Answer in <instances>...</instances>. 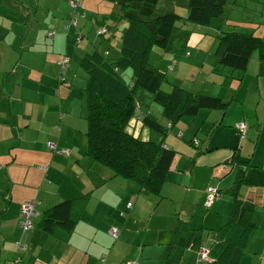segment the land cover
<instances>
[{"label":"crops","instance_id":"crops-1","mask_svg":"<svg viewBox=\"0 0 264 264\" xmlns=\"http://www.w3.org/2000/svg\"><path fill=\"white\" fill-rule=\"evenodd\" d=\"M40 1L0 0V177L10 183L0 202V211L4 212L0 218V264H127L128 261L167 264L169 259H172L170 264H181L183 258L196 263L198 253L192 247L194 238L201 239V247L206 238L207 247H211L217 239V231L227 222L232 210V201L222 192L228 195L236 170L230 165L225 166L237 152L250 159L251 165L258 170H264V148L263 157L257 158L252 146L246 140L240 141L233 129L230 130L233 134L230 142L223 140V133L218 139L206 141L204 127L200 126L205 124L200 111L197 121L184 117L179 122L182 123L177 126V132L183 143L173 139L164 144L178 156L174 158L160 196L149 194L136 182L114 176L109 168L87 155V106L79 91L86 84V74L78 70L80 79L75 80V87L62 88V95H59L58 60L64 55L70 57L67 79L73 83L72 57L80 63L96 48L100 53H109L110 58L112 49L95 37L94 32L97 35L98 31H107L108 40L113 41L109 46L114 48L118 36L112 31L125 26L119 18L124 13L122 6L106 0H86L82 4L86 8V18L90 14L91 1L108 7L109 12L92 22L77 19L73 33L68 23L53 20L55 12L52 17L47 16L50 21L38 19L35 12ZM240 1L235 0V4ZM251 1L264 3V0ZM44 2L47 5L48 0ZM188 5L189 0H157L156 9L157 13L177 14L179 9H185L186 14L182 16L185 18ZM235 10L234 6L230 13L227 10L225 28L244 27L264 37V16L259 21L232 20ZM53 31L55 35L50 37ZM214 31L210 32L218 34L216 29ZM78 33L80 45L76 44ZM215 41L209 54L214 50ZM72 44L77 57L73 55ZM116 47L114 51L118 58L121 46L116 44ZM153 52L157 60L173 64L170 70L174 71L177 63L174 53L158 49ZM207 55L203 59L208 62V71L219 67L225 75H222L225 79H217L225 93L213 91L208 96L229 101L228 106L237 102V113L243 105L248 106L251 99L260 102L259 108L264 102L260 98L264 96V77L257 59L252 57L248 70L242 73L222 68L216 59L213 63L212 55ZM245 84L246 89L241 93ZM195 89L196 86L192 88ZM202 91L207 92L201 88L198 93ZM140 108L141 114H145L142 106ZM155 111L162 115L159 109L155 108ZM225 112L227 115L228 109L221 112L224 117ZM237 113L227 125L234 127L241 119L251 120L247 107L244 114L237 116ZM251 121L264 124L260 119ZM130 132L139 137L134 130ZM259 137L264 138V129H258L255 146ZM149 139L160 141V137L153 134ZM48 142L70 150V156L54 153ZM210 186H218L222 197L207 209L206 191ZM241 195L243 200L256 204L260 215H264V184L244 187ZM72 200L77 201L74 207L79 218L74 231L69 234L57 226L52 234L44 232L41 222L47 212L61 202ZM33 201L39 203L35 227L25 233L20 227L21 206ZM112 229H117L118 238L111 236ZM259 245L264 249V225L261 226ZM262 259H256V264H264V256ZM243 260L240 264L254 261Z\"/></svg>","mask_w":264,"mask_h":264},{"label":"trees","instance_id":"trees-1","mask_svg":"<svg viewBox=\"0 0 264 264\" xmlns=\"http://www.w3.org/2000/svg\"><path fill=\"white\" fill-rule=\"evenodd\" d=\"M106 1L120 4L129 24L117 59H109L93 48L92 53L86 54L79 63L78 70L86 74V84L79 91L83 95L82 102L87 106V155L109 168L114 176L136 182L149 194L160 196L176 152L166 149L163 141H144L128 131V128H132L137 109V90L152 95L153 101L163 109L161 114L173 123L171 128L181 118H196L202 110L225 111L228 103L221 98L195 94L179 86L166 92L163 89L165 80L157 69L147 64L148 56L154 49L168 51L170 48L173 51L175 42L172 41L181 28L179 23H191L198 28L218 31L211 54L222 68L244 73L254 53L259 51L260 74L264 77V39L244 27L225 28L228 0H189L185 18L175 12L158 14L157 0ZM105 35L107 33L100 34V37ZM60 61V86L57 91L62 95L61 89L75 87L74 82H78L80 75L76 68L73 83L68 81L70 65L63 70ZM142 122L151 131L165 137L170 130L149 114L143 117ZM244 123L248 126L247 122ZM238 134L247 137V134L242 136L241 131ZM229 165L236 170L235 181L228 192L232 199V210L227 222L217 231L215 243L209 248L210 264H240L249 237L258 230L257 216L261 212L256 204L241 198V190L244 187L263 186L264 170H258L251 165L250 159L237 152L225 168ZM206 193L205 206L210 209L222 194L218 186L208 187ZM211 196L215 200L208 205ZM76 202L64 201L49 210L41 222L44 232L52 234L60 226L67 233H72L79 219L74 207ZM2 216L4 212L0 211V218ZM200 242L201 239L194 238L192 247L197 250L196 253L202 249ZM181 248L184 251V247ZM197 259L195 263L183 258L181 264H197ZM170 263L172 259L167 264Z\"/></svg>","mask_w":264,"mask_h":264},{"label":"rangeland","instance_id":"rangeland-1","mask_svg":"<svg viewBox=\"0 0 264 264\" xmlns=\"http://www.w3.org/2000/svg\"><path fill=\"white\" fill-rule=\"evenodd\" d=\"M85 1L86 0H79V1L78 0H48L47 5H46L44 0H41L39 3V9L38 10L36 9L38 12L37 11L35 12V16L38 19L44 18L45 20L50 21V17H52L54 15L53 13L55 12L56 18H53V20H57L61 24L68 23L69 27H72L70 31L74 33L77 27L71 24L72 19H75V20L87 19V20H90V22H92L93 19L96 20L97 16L109 12L108 7L99 5L95 1H91V3H89V8H88V12L90 14H89V17L86 18L84 15L86 13V8L82 6V4ZM78 2L81 4L79 5L78 10L74 11L73 4L78 3ZM251 2H252L251 0H241L240 3L235 4V0H229L228 5H227V10L229 11V13L233 6L236 9L235 13L232 14L231 19L237 20V21L263 20L262 17L264 16V3H257V2L251 3ZM79 11H81V17H79L80 16ZM185 14H186L185 9L184 10L179 9L180 16H185ZM48 15H50V17H47ZM107 16H109V14H107ZM119 18H120V22H123L125 26L122 25L118 29H115L112 31V33L117 32V36H118L116 40L117 43L116 42L114 43V48L109 46V44L113 43V41L108 40L109 39V36H107L108 34L105 35L106 37H100L99 31L97 32L98 36L96 35V32H94L95 37L101 39L100 41L103 44H105L107 48L112 49V55L110 58L108 57L109 53L104 54L105 56H107L109 59H112V60H115L117 58L118 53H116L114 49L117 48L116 44L117 45L119 44L121 46L123 35L125 31L127 30L128 24H129L128 20L124 18V15H119ZM244 24L247 25L246 23ZM179 25L181 26V28L178 31L176 38H174L172 41V43L175 42V45H174L175 49L171 51V49L169 48L168 50L174 53V57H177V63L174 66L175 68L174 71L170 70V67L173 64L169 65L167 61L162 62V61L157 60V56L156 54H154V52H152L148 56V59H147V64L151 68L152 67L155 68L154 66H157L158 69L157 68L155 69H157L159 71V74L163 76L165 80L163 84V89L166 92H171L174 86H179L185 90L191 91L192 88L196 86L195 91L192 90L195 94L208 95V94H213V91H215V94L217 93L224 94L225 90L221 87L220 82L217 81V79H225L224 77L225 75L222 73V69L218 67L215 71L213 69L208 71V68H209L208 62L206 63L207 60L203 59L205 54L206 55L208 54L206 57L212 55V54H209V52L214 44L215 37L217 34L216 35L212 34L210 31H214V28L203 27L202 29H198L195 27V25L191 23L183 24V22L182 23L180 22ZM231 28H234V27L231 26ZM231 28H227V29H231ZM259 30L260 29H258L257 32ZM52 33H54L55 35L54 31ZM64 33L65 35L68 34L66 30L64 31ZM255 35H259V34L257 33ZM201 37L203 38L202 40H201ZM79 38H80V35L78 33L77 41H76L77 45H80ZM262 38L264 39V37ZM72 39H73V35H72ZM197 44H199L200 47H198ZM71 46H73L74 48V44H72ZM90 46L93 47L92 41L90 43ZM76 53L77 51L74 48L73 55L77 57ZM210 57L213 63H216L215 58L213 56H210ZM253 57H254L253 59H257V63H259V58H258L259 51L254 53ZM65 58L69 59V65H70L71 59L70 57L66 55L62 56V58L59 60H63ZM72 66L74 70L76 68L77 70L79 69V63L78 61L74 59V57H72ZM74 75L75 74L73 73L72 76ZM127 78H129L128 75H127ZM245 87H246V84L242 88L241 93L242 91H245L246 89ZM201 88L202 90H206L207 92L202 91V93H198L199 89ZM135 96H136V108L137 109H136L134 118L132 120V128H128V131L134 130V132L137 135L139 134L138 136L141 138V140L149 141L150 140L149 135L153 134V135H157L158 137H160V141H157L159 143H161L162 141L163 142L165 141L164 144H166L167 141H173V139H176L177 141H180L182 143L184 142L181 138H179L180 132H177L178 131L177 126L180 125L182 122L180 124L179 122L185 118H181L179 121H177L175 125L173 126V129L168 131V134L166 137L161 135L160 133L151 131L142 122L143 117L147 115V112L149 111H150L149 114L151 117H153L158 122L160 121L162 125L168 127L169 129H171V125L173 123L171 121H168L165 118L162 119L163 115H160L159 113H157V111H155V108L159 109L160 112L163 109L160 105L156 104L153 101L152 95L150 93L144 90H137ZM209 96H214V95H209ZM260 98L264 99V96ZM236 103L237 102L229 104V106L227 107L228 109L227 115L225 112V117L223 114H221L222 110H216V111L202 110V115L204 116L205 124L200 125V126L204 127V135L206 137V141L211 142L213 139H218L221 133H223V140L226 142H230L233 139V134L230 130L233 129L236 132L235 135H237L240 141L243 142L246 140V142H248L252 146L254 152L257 153V158L263 157L264 138L259 137V140H261V142L258 143L259 140H257L256 146L254 142L258 135V129L260 128L261 130H263L264 124L263 123L256 124V122L254 121L252 122L251 120L256 121L260 119L262 122H264V102L260 105L259 108H257L260 102H258V100L251 99L250 104L248 106H246V104L243 105L244 107L243 108L241 107V110H239L238 113H237L238 107ZM141 106L143 108L142 111L145 112V114H141V111H140ZM246 107H247V113H250L249 118L251 120L241 119L242 121H239V122L246 121L249 126L247 130V133H248L247 137H240V134H238L240 131L236 125L239 122L235 123L236 126L234 127H231L230 125H227V124L231 123L230 120L236 115V113H237V116L240 114H244L246 111ZM199 115H200V112H199ZM198 117H196L195 119L191 118V120L197 121ZM188 130L191 131L192 129L189 128ZM198 137H200L199 133H198ZM85 141L87 142L86 137H85ZM151 141H154V140H151ZM195 141L196 140H194V143ZM69 153H70V150H69ZM176 156L178 155L176 154ZM253 163H255L254 159H253ZM234 178L235 177L232 176V180H234ZM0 188L2 191V193L0 192L1 193L0 202H1V200H3V197H4L3 195L10 188V183L8 179H4L2 176L0 177ZM222 193L223 195H225L228 199L232 201V199L227 194H225V192H222ZM10 198H11V194L9 193L8 199ZM257 220H258V224L260 228L258 227V230L253 232L251 236L249 237L248 239V242L250 241L249 246L246 247L245 249L246 256L242 258L244 259L243 261H250V259H254L253 263L246 262L247 264H256V259H259V261H261L263 260L262 258L264 256V249H262L259 245L261 226L264 225V215L258 214ZM206 241L207 239L205 238L202 248H206L208 246V241L207 242ZM255 250H258V253H255L256 252ZM254 253L255 255H253ZM197 264H210V263L205 261V262H201Z\"/></svg>","mask_w":264,"mask_h":264},{"label":"built area","instance_id":"built-area-1","mask_svg":"<svg viewBox=\"0 0 264 264\" xmlns=\"http://www.w3.org/2000/svg\"><path fill=\"white\" fill-rule=\"evenodd\" d=\"M80 4L81 3H79V2L73 4L74 11L78 10ZM71 24L72 25H76L77 24V20L72 19ZM104 33H106V32L105 31H100L99 32V34H104ZM53 35H54V33H51L50 37H52ZM60 64L62 66V69L65 70V68H67L68 65H69V59L65 58V59L61 60ZM170 69L172 70L173 66ZM237 127H238L239 131H241L242 136H245L247 134L248 126H247L246 123L240 122V123L237 124ZM47 145H48L49 149L51 151H53L54 153H56V154L63 155V156H66V155L69 156V154H70L69 150L60 149L57 146L56 143L48 142ZM214 200H215L214 196H211L209 201H208V205H210ZM38 204L39 203L37 201H33V202H25L21 206L20 227H21L22 231L25 232V233L29 232V231H32L34 229V218L37 215L36 206ZM110 234H111L112 237L118 238L117 229H112L110 231ZM209 248L210 247H206V248H202L200 250V252L198 253L197 263H201V262H205V261L210 262L209 261ZM127 264H139V263L136 262V261H130Z\"/></svg>","mask_w":264,"mask_h":264}]
</instances>
